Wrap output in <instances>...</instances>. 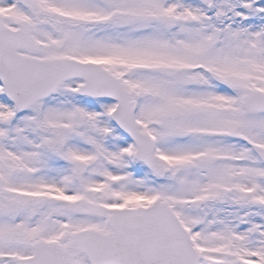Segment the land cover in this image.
<instances>
[{"label":"snow or ice","instance_id":"obj_1","mask_svg":"<svg viewBox=\"0 0 264 264\" xmlns=\"http://www.w3.org/2000/svg\"><path fill=\"white\" fill-rule=\"evenodd\" d=\"M0 264H264V0H0Z\"/></svg>","mask_w":264,"mask_h":264}]
</instances>
